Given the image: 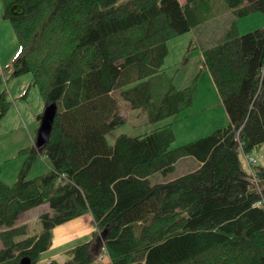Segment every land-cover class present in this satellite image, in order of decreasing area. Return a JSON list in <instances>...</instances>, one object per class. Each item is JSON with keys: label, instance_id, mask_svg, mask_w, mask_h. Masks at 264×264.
Instances as JSON below:
<instances>
[{"label": "trees", "instance_id": "trees-1", "mask_svg": "<svg viewBox=\"0 0 264 264\" xmlns=\"http://www.w3.org/2000/svg\"><path fill=\"white\" fill-rule=\"evenodd\" d=\"M0 1L18 42L11 74L30 72L45 104H57L49 139L32 148L48 172L27 178L26 162L12 185L0 180V264H264V166L242 158L264 144V29L238 34L233 20L202 48L226 126L176 148L171 123L109 144L125 121L115 89L150 123L190 105L193 89L165 72L166 42L199 25L211 0ZM222 1L237 17L264 12V0ZM9 103L0 93L3 112ZM186 156L195 169L150 181ZM44 203L42 228L28 235L19 215ZM86 213L91 238L39 263L53 227ZM104 250L110 262H98Z\"/></svg>", "mask_w": 264, "mask_h": 264}, {"label": "rangeland", "instance_id": "rangeland-1", "mask_svg": "<svg viewBox=\"0 0 264 264\" xmlns=\"http://www.w3.org/2000/svg\"><path fill=\"white\" fill-rule=\"evenodd\" d=\"M180 2L184 4L185 0ZM199 8V15L203 21L188 32L166 42L168 53L163 64L176 89L188 86L193 89L190 105L184 107L176 117L170 116L159 122L150 123L143 110L132 109L121 97L120 91L115 89L113 95L118 104V113L125 121L106 134L109 144H112L120 134L140 135L159 125L171 123L174 134L171 148H176L228 124L226 111L204 64L202 48L215 44L233 20L238 34L257 28L264 29V12L254 11L237 17L227 11L222 0H211L199 5ZM2 12L3 5L0 1L1 17ZM3 20L5 21L0 18V24L1 21L4 22L0 27V44L3 50L0 49V58H4L6 63L0 66L4 68L3 78L0 79V92H6V97H11L9 98L11 102L0 118V180L12 185L26 162L29 163L27 178L47 173L49 165L43 155L36 151L32 152L40 123L38 117L44 110L45 102L37 87L32 84L33 77L30 72L18 76L11 74L13 69L11 64L18 54V42L10 21L6 18ZM249 154L257 158L256 164L264 166V144ZM243 163L247 169L252 168ZM197 165L195 159L186 156L176 162L173 170L166 173L155 172L149 178L152 183L168 181L195 169ZM48 210V205L44 203L24 211L19 215L17 224L25 225L28 235L36 234L42 228L39 215ZM80 243L82 241L72 246ZM65 252L58 254V257H52L62 262L67 259ZM41 255L39 263L45 259ZM107 258H109L107 255L103 258L105 262ZM97 260L101 262L98 258Z\"/></svg>", "mask_w": 264, "mask_h": 264}, {"label": "crops", "instance_id": "crops-1", "mask_svg": "<svg viewBox=\"0 0 264 264\" xmlns=\"http://www.w3.org/2000/svg\"><path fill=\"white\" fill-rule=\"evenodd\" d=\"M0 18H2V21H5L3 20L5 18L1 17V14H0ZM2 21H1L0 27H2L4 24V22ZM0 49L2 50L1 44H0ZM5 63H6L5 59L0 58V66L4 65ZM3 74H4V68L1 67L0 68V79L1 80L3 78L2 77ZM9 98L11 99V97ZM9 98H8V101H10ZM93 230H94V225H93V219L91 215H82V216L76 217L72 220H69L65 223H62L60 225L53 227L51 231V234H52L51 245L47 250L41 253L42 254L41 256L45 258L44 261L41 260L42 263L49 261L51 259H55V257H58L63 252L76 246V245L74 246L72 245L78 243L79 241H82V243L85 241H88L91 238V233ZM50 248L51 250H49ZM52 256H55V257H52ZM106 261L108 262L109 258H107Z\"/></svg>", "mask_w": 264, "mask_h": 264}, {"label": "water", "instance_id": "water-1", "mask_svg": "<svg viewBox=\"0 0 264 264\" xmlns=\"http://www.w3.org/2000/svg\"><path fill=\"white\" fill-rule=\"evenodd\" d=\"M10 11L14 15H19L23 13V7L19 4H13L10 7ZM56 112H57L56 103L52 102L49 104H45L44 110L41 116L38 118L40 120V123L35 138L36 148L42 147L49 139ZM2 114H3V108L2 106H0V118ZM20 264H29V261L26 259H22Z\"/></svg>", "mask_w": 264, "mask_h": 264}, {"label": "built area", "instance_id": "built-area-1", "mask_svg": "<svg viewBox=\"0 0 264 264\" xmlns=\"http://www.w3.org/2000/svg\"><path fill=\"white\" fill-rule=\"evenodd\" d=\"M238 133H236V137H237ZM242 158L244 160L245 163L248 164V166L252 167L253 165H256L257 163V158L254 157L253 155H250L249 153H244L242 154ZM106 251L104 250L102 254L99 255L98 259L102 262L104 261V257L106 256Z\"/></svg>", "mask_w": 264, "mask_h": 264}]
</instances>
